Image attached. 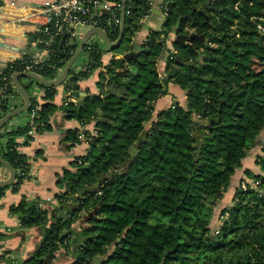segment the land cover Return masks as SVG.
I'll return each instance as SVG.
<instances>
[{
    "label": "trees",
    "instance_id": "trees-1",
    "mask_svg": "<svg viewBox=\"0 0 264 264\" xmlns=\"http://www.w3.org/2000/svg\"><path fill=\"white\" fill-rule=\"evenodd\" d=\"M127 9L118 46L105 50L91 38L83 48L89 56L86 65L71 67L60 84L78 99L79 81L97 71L99 92L86 96L79 109L77 102L64 105L67 119L83 125L93 121L95 133L87 134V150L57 177L63 188L55 197L57 208L25 197L10 207L21 228L42 232L35 250L19 264H48L59 249L71 251L70 264H94V259L97 264H264V173L245 170L248 178L238 182L229 207L213 215L264 127V32L256 26L264 17V0H208V5L206 0H165L162 27L147 31L136 58L127 56L150 7L147 0H127ZM191 31L209 40L208 45L191 41L197 55L184 43L173 41V50L168 48L170 32ZM105 33L117 40L120 29ZM60 40L38 65L37 75L47 80L59 75L77 47V40L68 45L66 37ZM106 51L120 57L104 64ZM27 58L7 63L0 84L3 76L20 73ZM162 58L165 76L159 70ZM27 79L29 84L22 86L30 98L26 114L33 113L31 120L0 129V155L15 172L9 186H0V198L30 178L28 157L14 137L29 141L30 129H52L57 86ZM169 82L186 99L173 101L152 119ZM32 84L43 90L41 102L31 95ZM15 95L21 93L12 81L0 95V119L11 111ZM96 110L101 117L94 115ZM196 119L201 120L202 135ZM78 130L66 132L69 146L81 142ZM144 130L130 155V146ZM263 157L264 146L256 160L259 166ZM123 158L131 161L119 167ZM254 180H259L256 187L250 184ZM241 181L248 188L242 189ZM10 254L4 251L0 264H15Z\"/></svg>",
    "mask_w": 264,
    "mask_h": 264
},
{
    "label": "crops",
    "instance_id": "crops-1",
    "mask_svg": "<svg viewBox=\"0 0 264 264\" xmlns=\"http://www.w3.org/2000/svg\"><path fill=\"white\" fill-rule=\"evenodd\" d=\"M149 1L151 4L150 13L142 20L143 24L149 25V29L142 28L136 34L135 42L139 44L144 40L147 31L153 29L151 22H148L147 19L151 15L165 16L163 4H160L158 2L159 0ZM43 2L44 0H0V72L11 61L23 59L24 57H45L37 44V39L40 36V30L43 24V18L39 14ZM84 33H79L77 36V45ZM95 35H98L96 40L103 49L109 47L100 34ZM110 41L114 42L116 40ZM172 42L173 40L169 36L167 44L170 50H173ZM113 55L119 54L106 51L102 57L103 63L107 64L110 59L114 58ZM23 77L21 80L18 77L19 83L21 85L29 84L28 77ZM96 80L97 71L88 78L79 81V97L75 99L72 96V102H77L78 104L82 93H84L83 99L86 96H92L98 93L99 90L96 86ZM30 93L36 97L37 101L41 102V95L43 93L41 87L32 84L30 86ZM169 93L171 94L172 92L169 90ZM182 94V99L176 98L175 100L172 99V101L169 99V96L173 94L160 97L155 103L152 119H155L157 114L162 109L168 107L173 101H182L184 103L186 95L185 92H182ZM65 97L66 92L63 90V86H57V92L54 96L56 110L52 116V129L50 131L43 133L34 132L32 134L33 138L29 141L23 135L14 137V141L18 143V150L28 157L30 163V178L21 184L18 191L12 192L10 189H7L5 194L0 198V255L4 251H9L11 252L9 255L10 258L15 259L18 264L27 259L35 250L42 238V232L37 227H31L28 231L21 228L18 214H12L10 207L16 205L22 197H25L27 199L38 198L41 200L43 206L50 210L57 208L56 194L63 191V188L58 187L57 177L62 173L63 169L70 168V162L75 156L81 155L87 150L85 141L81 140L80 143L69 146L68 141L65 140L66 132L69 129H79L80 127V123L77 120L66 118L64 107ZM22 104H24L23 95H15L10 100L9 107L13 110ZM28 121L29 117L26 111H23L13 116L7 122L6 128L10 129L15 126L22 127ZM86 127L93 129L94 122L87 123ZM4 141L5 139H2V143ZM263 146L264 127L256 137L253 145L248 149L241 166L232 175L221 202L213 212L215 217L223 206L229 207L234 189L240 179L244 177L248 178L245 170L248 169L253 174L261 173L260 166L256 160ZM9 177V170L3 165L0 166V180H7ZM61 250L59 249L58 251L62 253L66 251ZM66 253L68 254L66 255ZM63 254V256H58L57 252L56 257L48 261V264H70L73 261V258L71 260L70 257L71 251L67 250Z\"/></svg>",
    "mask_w": 264,
    "mask_h": 264
},
{
    "label": "built area",
    "instance_id": "built-area-1",
    "mask_svg": "<svg viewBox=\"0 0 264 264\" xmlns=\"http://www.w3.org/2000/svg\"><path fill=\"white\" fill-rule=\"evenodd\" d=\"M147 1L148 6L150 7V1ZM122 6L123 0H44L39 12L43 18V24L40 30V36L37 39V44L45 57H31L23 60L21 72L37 74L38 65L48 57L50 52L53 51L52 46L56 39L61 37L60 42H62L66 37L65 45H68L76 40L79 35L77 32L79 26H84L88 29L100 28L104 32L107 28L110 30L116 28L120 29ZM104 11L108 13L106 18L102 16ZM128 12L129 9H127L126 0L124 15ZM164 14H166L165 10ZM259 19L260 22H257L256 26L257 29L263 33L264 17ZM113 57L117 59L120 55H113ZM16 73L17 72L10 73L1 78L2 83L0 84V95L6 92L8 86L12 85V77ZM72 100L73 97L70 95V92H66L64 105ZM32 116L33 113L29 116V120H31ZM28 133L33 134V128L30 129ZM88 133H95V129L80 124L78 138L85 141ZM261 163V172L264 173V157L262 158ZM250 184L252 187H256L259 184V180H254L250 182ZM240 186L242 189L248 188L246 181H241ZM15 264L17 263L15 262Z\"/></svg>",
    "mask_w": 264,
    "mask_h": 264
},
{
    "label": "water",
    "instance_id": "water-1",
    "mask_svg": "<svg viewBox=\"0 0 264 264\" xmlns=\"http://www.w3.org/2000/svg\"><path fill=\"white\" fill-rule=\"evenodd\" d=\"M125 2L126 0H123V6H122V11H121V24H120V34L117 38L116 41L111 42L106 33L100 29V28H90L89 30H87L84 35L82 36V38L80 39L77 48L75 50V52L72 54V56L68 59V61L66 62V64L64 65L63 69L61 70V72L59 73V75L52 79V80H47L37 74L34 73H27V72H20V73H16L13 78L12 81L15 85V87L20 91V93L23 95L24 97V104H22L21 106L11 110L10 112H8L5 116H3L0 119V129L16 114L26 111L29 107L30 104V98L29 95L27 93V91L25 90V88L19 83L18 81V77L20 76H25L34 80H37L45 85L48 86H59L68 76V73L73 65V63L75 62V60L77 59V57L82 53L83 48L85 46V44L87 43V41L89 40V38L94 35V34H100L105 43L110 47V48H116L118 46V44L120 43V40L123 36V26H124V11H125ZM206 5H208V0H206ZM142 28H145L146 30L149 29V25L148 24H143ZM169 36L172 38L173 41H175L176 43H184L195 55L198 54V51L192 46L191 41L193 39H199L200 42H203V36L202 35H197L196 33H189V34H175L174 32H170ZM131 46L133 47L132 52L127 56V58H136L137 55L139 54V51L142 49L141 45L137 42H133L131 44ZM84 93H82L81 97L78 100V104H77V109H79L80 105H83L84 103ZM94 115L96 117H101V112L96 110L94 112ZM194 123L196 125H198V131L199 134H203L202 130L200 129V124H201V120L200 119H196L194 120ZM146 134V130H144L142 132L141 135L138 136L136 142L134 145L130 146V155H133L136 152V146L142 141L143 136ZM131 158H123V162L119 165V167H123L125 166V164L127 162H130ZM0 163L5 166L9 172H10V177L7 180H0V186L1 187H7L9 186L15 176V172L13 170V168L1 157L0 155ZM97 185H94L93 187H96ZM85 191V189L81 190L78 192V195H82V193ZM94 212H91L90 214L92 215Z\"/></svg>",
    "mask_w": 264,
    "mask_h": 264
},
{
    "label": "rangeland",
    "instance_id": "rangeland-1",
    "mask_svg": "<svg viewBox=\"0 0 264 264\" xmlns=\"http://www.w3.org/2000/svg\"><path fill=\"white\" fill-rule=\"evenodd\" d=\"M160 4H163L164 2H165V0H159L158 1ZM163 20H164V16L163 15H151L148 19H147V21L149 22H151V26H152V28H153V30H159V29H161V27H162V23H163ZM88 30V28L87 27H84V26H79L78 28H77V32L78 33H84L85 31H87ZM96 37H98V35H92V39L93 40H95L96 41ZM90 41V40H89ZM74 42V41H73ZM100 46V45H99ZM112 53V52H111ZM114 54V53H113ZM88 55L85 53V52H83L82 51V53L77 57V59L75 60V62L73 63V65H72V68L73 69H75V70H81L85 65H86V63L88 62ZM164 62H165V58L163 59H161V61H160V66H159V70H160V72L162 73V75H166L165 74V71H164ZM162 66V67H161ZM161 67V68H160ZM79 68V69H78ZM169 90L172 92L171 94H173V95H171L170 93H169ZM182 90L176 85V84H174L173 82H169L168 83V85H167V93H166V95H171V96H169V99L172 101V99L173 100H175L176 98H178V99H182V92H181ZM177 102H179V103H183L182 101H177ZM168 103V102H167ZM72 165L70 164V167H71ZM80 228V227H79ZM23 229H25V230H30V228H23ZM64 253V252H63ZM62 252H59L58 251V256H60V255H64ZM67 255V254H66ZM71 260H72V258H71ZM93 263L94 264H97L98 263V259H94L93 260Z\"/></svg>",
    "mask_w": 264,
    "mask_h": 264
},
{
    "label": "flooded vegetation",
    "instance_id": "flooded-vegetation-1",
    "mask_svg": "<svg viewBox=\"0 0 264 264\" xmlns=\"http://www.w3.org/2000/svg\"><path fill=\"white\" fill-rule=\"evenodd\" d=\"M190 33H196V32H194V31H191ZM197 34V33H196ZM198 35V34H197ZM203 36V39H204V41H203V43H205V45H208V43H209V40L208 39H206L205 37H204V35H202Z\"/></svg>",
    "mask_w": 264,
    "mask_h": 264
}]
</instances>
